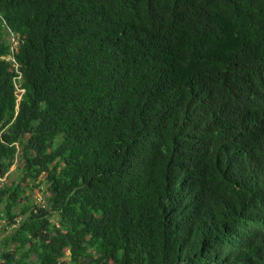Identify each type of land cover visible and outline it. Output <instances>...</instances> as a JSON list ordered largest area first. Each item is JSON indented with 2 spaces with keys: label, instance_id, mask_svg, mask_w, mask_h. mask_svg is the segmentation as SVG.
<instances>
[{
  "label": "trees",
  "instance_id": "1",
  "mask_svg": "<svg viewBox=\"0 0 264 264\" xmlns=\"http://www.w3.org/2000/svg\"><path fill=\"white\" fill-rule=\"evenodd\" d=\"M8 227L0 264H264V0H0Z\"/></svg>",
  "mask_w": 264,
  "mask_h": 264
},
{
  "label": "rangeland",
  "instance_id": "2",
  "mask_svg": "<svg viewBox=\"0 0 264 264\" xmlns=\"http://www.w3.org/2000/svg\"><path fill=\"white\" fill-rule=\"evenodd\" d=\"M5 38H9L10 35H6L4 34ZM11 40H12V45H15V41L13 40V37H11ZM18 91H21V90H18ZM19 99V97H18ZM16 167H17V164H13L9 171H8V178L10 179H14V178H17L18 175H19V172H17L16 170ZM44 175L41 176V178L43 177ZM45 187H46V183L45 181L41 184L40 188H34L33 190H30L29 188H27V192L28 194L30 195V197L37 201V202H40L41 204H44L45 200H44V190H45ZM11 227H8L7 229H2L0 228V248H1V239L8 233L11 231Z\"/></svg>",
  "mask_w": 264,
  "mask_h": 264
}]
</instances>
